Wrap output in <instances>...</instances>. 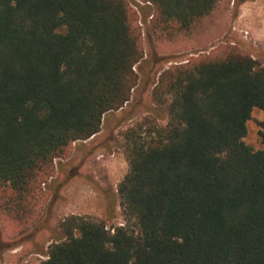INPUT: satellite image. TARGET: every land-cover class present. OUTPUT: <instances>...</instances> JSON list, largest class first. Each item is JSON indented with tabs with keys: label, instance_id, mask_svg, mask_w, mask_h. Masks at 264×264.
<instances>
[{
	"label": "trees",
	"instance_id": "trees-1",
	"mask_svg": "<svg viewBox=\"0 0 264 264\" xmlns=\"http://www.w3.org/2000/svg\"><path fill=\"white\" fill-rule=\"evenodd\" d=\"M137 1L0 0V190L26 200L62 159L61 179L50 181L55 202L75 176L72 149L78 169L114 144L127 162L116 192L85 178L106 217L118 206L125 225L111 232L71 215L49 231L40 264H264V123L261 150L243 141L251 111L264 112V67L233 54L164 71L147 111L165 127L146 140L130 129L118 143L113 131L151 84L138 18L187 31L219 0Z\"/></svg>",
	"mask_w": 264,
	"mask_h": 264
},
{
	"label": "rangeland",
	"instance_id": "rangeland-1",
	"mask_svg": "<svg viewBox=\"0 0 264 264\" xmlns=\"http://www.w3.org/2000/svg\"><path fill=\"white\" fill-rule=\"evenodd\" d=\"M130 7L135 10L131 4ZM139 20L137 25L143 37V62L146 61L140 66L151 84L141 96V107L133 118L113 131L118 143H124L123 136L130 129L139 131L140 128L141 137L146 140L151 131L165 127L166 119L157 120L147 111L148 108H155L151 93L164 71L200 57L224 59L233 54L251 55L264 67V0H219L207 17L194 23L187 31L180 30L176 23L168 27L159 26L151 17L146 23ZM135 72L142 80L143 76L137 70ZM114 114L119 115V111ZM262 123L264 112L253 109L243 139L253 151L263 147L259 137ZM99 135L100 140H105L108 131L103 130ZM99 143L96 141L93 144ZM109 145L110 153L105 147L98 148L78 169V152L74 149L70 151L68 161L74 162V168L71 172V166H64L63 176L70 172L75 176L63 186L55 202L52 201L55 198L54 186L50 181L57 177L56 164L62 159L53 162L51 177H39L40 185L33 188L26 200L24 197L18 199L9 187L0 190V235L3 238L0 242V264H40L45 260L49 246L54 243L49 231L59 229L61 221L71 215L102 221L111 232L113 228L125 225L118 206L113 219L106 217L107 205L102 193L85 178L90 176L101 187L109 186L116 192L117 185L126 174L127 162L121 149L115 148L114 144ZM57 179H61V175L58 174Z\"/></svg>",
	"mask_w": 264,
	"mask_h": 264
},
{
	"label": "bare ground",
	"instance_id": "bare-ground-1",
	"mask_svg": "<svg viewBox=\"0 0 264 264\" xmlns=\"http://www.w3.org/2000/svg\"><path fill=\"white\" fill-rule=\"evenodd\" d=\"M243 16V15H242Z\"/></svg>",
	"mask_w": 264,
	"mask_h": 264
}]
</instances>
